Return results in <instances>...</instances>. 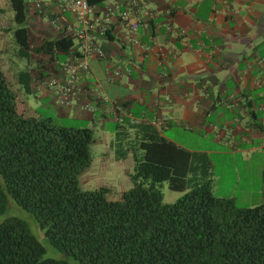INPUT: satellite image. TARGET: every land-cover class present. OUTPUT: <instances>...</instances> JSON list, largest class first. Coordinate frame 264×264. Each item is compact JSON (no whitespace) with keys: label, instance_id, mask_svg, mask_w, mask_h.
<instances>
[{"label":"trees","instance_id":"obj_1","mask_svg":"<svg viewBox=\"0 0 264 264\" xmlns=\"http://www.w3.org/2000/svg\"><path fill=\"white\" fill-rule=\"evenodd\" d=\"M9 4L21 57L72 52L70 36L33 39L25 1ZM18 76L31 93L29 71ZM92 141L90 129L19 112L0 64V216L16 204L61 255L47 258L27 223L9 217L0 224V264H75L71 259L80 264H264V204L240 209L231 199L215 197L207 153L180 147L151 123L117 122L110 150L116 161L131 155L135 168L132 188L113 202L107 189L79 188V176L91 163ZM163 183L184 195L164 204Z\"/></svg>","mask_w":264,"mask_h":264},{"label":"crops","instance_id":"obj_2","mask_svg":"<svg viewBox=\"0 0 264 264\" xmlns=\"http://www.w3.org/2000/svg\"><path fill=\"white\" fill-rule=\"evenodd\" d=\"M24 1L33 39L74 38L68 55L43 58L29 52L31 92L50 96L59 116L99 120L102 126L108 118L115 125L161 118L164 123L155 126L160 134L188 151L195 152L163 132L180 128L206 137L221 149L219 154L239 153L243 170L254 156L264 165V0H105L91 5L90 33L95 35L105 20L108 32L97 36L102 56L89 59L69 108L61 107L47 86L61 78L62 64L79 50L69 0ZM123 13L140 23L139 44L126 35L119 18ZM233 167L238 185L236 161ZM261 177L264 181L262 167ZM231 197L225 199L234 201Z\"/></svg>","mask_w":264,"mask_h":264},{"label":"rangeland","instance_id":"obj_3","mask_svg":"<svg viewBox=\"0 0 264 264\" xmlns=\"http://www.w3.org/2000/svg\"><path fill=\"white\" fill-rule=\"evenodd\" d=\"M0 10L2 11L0 14V64L7 84L16 96L19 112L26 116L34 112L43 118L50 117L59 126L90 129L93 134V141L90 146L92 159L90 166L79 176V188L84 192L104 188L108 190L106 195L108 201H120L122 194L133 186L131 175L134 174L135 162L131 155L121 161L114 159L110 150V142L114 137L115 122L111 118H108L104 126H102V122L99 120L91 123L74 120L71 115L59 116L50 96L42 98V90L35 93H26L18 74L21 71H28V59L18 54V48L13 39L12 34L16 25L9 0H0ZM2 27L8 29L6 33L1 31ZM163 133L168 138L187 148L193 149L195 152H201V150L205 149L213 150L207 154L213 164L212 193L215 197L228 198L232 196L231 198H234L235 206L240 209L253 208L264 204V195H262L264 181L261 177V167L264 169V165L261 166V157L259 159L254 156L251 160V165L248 167L246 164L243 170L239 153L235 154L226 151V155L219 154L220 148L211 146L206 141V137L186 133L180 128H175L170 132L164 131ZM247 154H243L244 159H246ZM234 159L241 176L238 185L236 184L237 179H235L234 175ZM249 172L252 181L249 180L248 182ZM160 190L163 194V203L166 205L174 204L184 195V193L171 191L166 183L161 185ZM9 217H15L27 223L32 235L45 247L47 258L60 259L61 255L48 245L43 232L37 227L31 215L16 204L10 203L6 212L0 216V224ZM71 261L75 264H80L72 259Z\"/></svg>","mask_w":264,"mask_h":264},{"label":"built area","instance_id":"obj_4","mask_svg":"<svg viewBox=\"0 0 264 264\" xmlns=\"http://www.w3.org/2000/svg\"><path fill=\"white\" fill-rule=\"evenodd\" d=\"M68 11L73 15L77 24L75 36L79 41V50L77 56L68 59L61 66V78L52 79L47 86L58 97L61 107L69 108L73 104V96L76 91V86L80 79L89 70V59L92 57H101L102 52L96 44L97 36H104L108 32L106 20L102 25H99L95 35L91 34V6L88 0H69ZM111 16L110 13L107 17ZM122 22L126 23V35L134 44H139L136 34L140 23L138 21L129 20L128 14H120ZM115 76H119L116 72ZM165 119H155L151 122L153 126H161ZM118 122H123L118 120Z\"/></svg>","mask_w":264,"mask_h":264}]
</instances>
